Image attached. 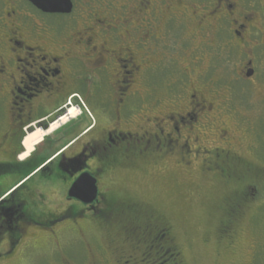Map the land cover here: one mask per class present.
Segmentation results:
<instances>
[{"label":"flooded vegetation","instance_id":"1","mask_svg":"<svg viewBox=\"0 0 264 264\" xmlns=\"http://www.w3.org/2000/svg\"><path fill=\"white\" fill-rule=\"evenodd\" d=\"M71 1L72 13L61 15L0 0V264H185L172 224L151 205L142 210L124 177L166 155L188 166L183 159L203 153L192 148L198 125L222 121L205 87L217 84L210 77L221 64L235 73L234 57L244 80L257 78L264 0ZM217 44L233 57L222 61ZM206 51L211 65L191 89L186 78L203 60L181 66L178 86L158 76L170 70L158 57ZM70 106L83 107L86 130L37 166L41 155H30ZM205 153L225 182L234 179L240 159Z\"/></svg>","mask_w":264,"mask_h":264},{"label":"rangeland","instance_id":"2","mask_svg":"<svg viewBox=\"0 0 264 264\" xmlns=\"http://www.w3.org/2000/svg\"><path fill=\"white\" fill-rule=\"evenodd\" d=\"M52 20L58 23L66 17ZM70 32L71 28H67V34ZM217 46L222 61L233 57L225 53L224 44ZM259 50L263 53H258V79L253 83L243 79L240 65L243 63L235 57L234 74L221 64L213 78L210 77L217 84L213 89L205 87L208 89L205 94L217 98L215 104L219 111L215 110L214 114H222V121L215 122L209 117L198 125L199 133L193 138L197 135L199 140L192 148L200 147L201 155L195 157L192 153L183 159L185 163L191 162L188 166L179 163L180 155H166L157 158L159 161L153 165V170L141 171L137 177H124L126 184H134L129 185L125 193L136 199L142 210L147 211V206L151 205L172 224L177 244L183 247L185 264H264V47L259 46ZM195 55L191 57L187 52L185 57L180 53L163 55L160 60L158 57V64L165 63L170 69L158 70V76L166 73L162 79L166 78V85L178 86L185 80L181 66L189 68L190 62L203 60L199 70L190 79L186 78L185 89H191L193 81L199 74L206 73L211 65L208 51ZM235 56L238 58L239 55ZM208 76L207 73L206 84L210 82ZM260 76L262 81H259ZM80 108L70 106L62 118L69 116L72 109L78 113L76 118L69 119L49 136L50 141L44 148L47 147L50 153L40 144L30 157L38 151L40 158L48 156L47 162L85 131L88 124L84 121V109ZM216 149L220 150L217 152ZM206 150L241 160L242 164L234 170L233 180L225 182L220 177V169L209 161ZM214 153L212 158H215ZM202 161L204 166L200 165ZM234 217H238L235 230L229 223L235 222ZM226 226L233 231H228L230 238L220 243L218 235Z\"/></svg>","mask_w":264,"mask_h":264},{"label":"water","instance_id":"3","mask_svg":"<svg viewBox=\"0 0 264 264\" xmlns=\"http://www.w3.org/2000/svg\"><path fill=\"white\" fill-rule=\"evenodd\" d=\"M28 1L31 2L34 5V7H36L38 10L47 14L69 15L73 11V3L71 0H28ZM78 183L79 182H76V184Z\"/></svg>","mask_w":264,"mask_h":264},{"label":"bare ground","instance_id":"4","mask_svg":"<svg viewBox=\"0 0 264 264\" xmlns=\"http://www.w3.org/2000/svg\"><path fill=\"white\" fill-rule=\"evenodd\" d=\"M73 116V117H76L77 115H78V113L74 110V109H72L71 110V112H70V116ZM71 119V118H70ZM68 122V118H63L59 123H55L53 126H52V128H51V131L50 132H53V131H55V130H57L61 125H64V124H66ZM48 135V134H47ZM28 158V156H22L21 157V160H26Z\"/></svg>","mask_w":264,"mask_h":264},{"label":"snow or ice","instance_id":"5","mask_svg":"<svg viewBox=\"0 0 264 264\" xmlns=\"http://www.w3.org/2000/svg\"><path fill=\"white\" fill-rule=\"evenodd\" d=\"M79 186H80L81 190L87 191L88 182H87V179L85 177L80 178Z\"/></svg>","mask_w":264,"mask_h":264},{"label":"trees","instance_id":"6","mask_svg":"<svg viewBox=\"0 0 264 264\" xmlns=\"http://www.w3.org/2000/svg\"><path fill=\"white\" fill-rule=\"evenodd\" d=\"M47 158H48V156H47V157H44V158L41 157V158L39 159L40 161H38L36 165H37V166H40L41 164H43V163L45 162V160H47ZM37 166H36V167H37ZM32 170H33V169H29L26 173H29V172H31Z\"/></svg>","mask_w":264,"mask_h":264}]
</instances>
